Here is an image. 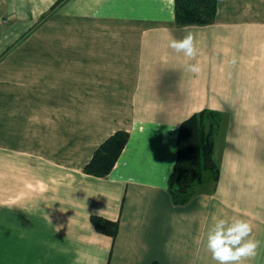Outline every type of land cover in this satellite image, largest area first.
I'll return each mask as SVG.
<instances>
[{
	"label": "crops",
	"instance_id": "0c3cea01",
	"mask_svg": "<svg viewBox=\"0 0 264 264\" xmlns=\"http://www.w3.org/2000/svg\"><path fill=\"white\" fill-rule=\"evenodd\" d=\"M51 3L1 9L0 264H217L207 233L233 217L260 241L244 264H264V0H218L214 23L182 27L175 0H72L18 42ZM189 32L195 58L169 46ZM203 110L223 116L219 178L179 205L180 127ZM118 130L112 171L85 173Z\"/></svg>",
	"mask_w": 264,
	"mask_h": 264
},
{
	"label": "trees",
	"instance_id": "16d2710c",
	"mask_svg": "<svg viewBox=\"0 0 264 264\" xmlns=\"http://www.w3.org/2000/svg\"><path fill=\"white\" fill-rule=\"evenodd\" d=\"M217 12L218 0H175L177 26L212 24ZM222 117L219 111L203 110L181 124L177 162L169 181V189L176 204H187L195 195L196 188L206 181V174L218 180L220 166L214 157V149ZM129 136L128 132L118 130L108 137L85 165L84 172L107 176L123 152ZM92 220L100 232L116 236V223L98 216Z\"/></svg>",
	"mask_w": 264,
	"mask_h": 264
},
{
	"label": "clouds",
	"instance_id": "9594fccd",
	"mask_svg": "<svg viewBox=\"0 0 264 264\" xmlns=\"http://www.w3.org/2000/svg\"><path fill=\"white\" fill-rule=\"evenodd\" d=\"M195 35L187 33L183 39H171L169 46L176 52H183L189 58H195L198 50ZM189 72L199 73V64L188 65ZM253 226L249 220L233 217L214 218L207 233V249L217 264H244L245 260L257 255L260 241L251 237Z\"/></svg>",
	"mask_w": 264,
	"mask_h": 264
},
{
	"label": "rangeland",
	"instance_id": "374dc122",
	"mask_svg": "<svg viewBox=\"0 0 264 264\" xmlns=\"http://www.w3.org/2000/svg\"><path fill=\"white\" fill-rule=\"evenodd\" d=\"M6 0H0V13L1 15H3L6 19H8V16L5 15L3 13L2 6L4 4ZM53 3H51V5H49L47 8H45L42 13H40L41 15L39 16V20L36 21L31 27L30 29L27 31V33L25 35H22V37L18 40V42L23 41L25 38H27L28 36H30V34L35 30V28L42 23V21H45L48 17L51 16V14L58 12L59 10H64L67 6L69 7L72 4V0H52ZM65 2V3H64ZM64 3V4H63ZM8 20L7 22L4 24L3 27L0 28L1 29H5V27L7 26ZM223 119L221 118V123L222 124Z\"/></svg>",
	"mask_w": 264,
	"mask_h": 264
},
{
	"label": "built area",
	"instance_id": "2783aa9c",
	"mask_svg": "<svg viewBox=\"0 0 264 264\" xmlns=\"http://www.w3.org/2000/svg\"><path fill=\"white\" fill-rule=\"evenodd\" d=\"M8 19H6L3 15L0 13V28L4 26V24L7 22Z\"/></svg>",
	"mask_w": 264,
	"mask_h": 264
}]
</instances>
